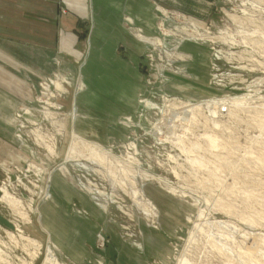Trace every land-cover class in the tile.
<instances>
[{
    "label": "rangeland",
    "instance_id": "374dc122",
    "mask_svg": "<svg viewBox=\"0 0 264 264\" xmlns=\"http://www.w3.org/2000/svg\"><path fill=\"white\" fill-rule=\"evenodd\" d=\"M134 1L0 48V264H264V0Z\"/></svg>",
    "mask_w": 264,
    "mask_h": 264
},
{
    "label": "crops",
    "instance_id": "0c3cea01",
    "mask_svg": "<svg viewBox=\"0 0 264 264\" xmlns=\"http://www.w3.org/2000/svg\"><path fill=\"white\" fill-rule=\"evenodd\" d=\"M57 0H0V48L4 49L7 42L15 43L16 45H20L22 47L30 48L31 45L36 46L37 48L34 50L38 52V50L45 51V41L42 37L44 35L43 32H41V39L40 34L38 32L37 35H34V40L30 41V30H37V31H44L46 30V14L49 13L51 17L55 12H58L57 21L58 25H56V28L59 30H70V32H67L66 35L62 38L61 41V47L66 48L65 46V38L69 36V40H66L68 42L67 45L70 44L71 47L77 42L76 41V35L78 31V23L79 20L82 18H86L85 13L88 12V6H90L91 0H58V4L60 5V8L55 10V7L57 6V3H55ZM96 2L105 3L108 6L112 5L115 7V1L116 0H94ZM133 1V0H131ZM193 5H204L206 1L210 0H188ZM134 2H140L139 3V10L142 12H146V9L141 7L140 4L143 3L140 0H135ZM182 4H185L183 0H179L178 5L182 6ZM63 8H62V7ZM47 7H49V10L47 11ZM108 11L107 9L102 10L103 17L105 16V12ZM60 14L62 15H59ZM109 19V18H108ZM108 21V20H106ZM53 23V21H51ZM103 21H100L99 24H103ZM94 33L98 34L97 37L90 38V48L92 52V44L98 42L97 39L103 37L102 30L100 28H95ZM93 34V33H92ZM73 42L71 43L70 40ZM118 43V40L116 38H113L112 36H107L106 39L102 40V43H100L101 46L97 43V46L100 48L101 53L104 52L107 55H110L112 59L119 60L118 56L116 55V45ZM72 44V45H71ZM95 48V47H94ZM72 49V48H70ZM69 49V50H70ZM135 72V71H134ZM105 84L101 87V90L97 87H95V91L92 90L91 92H95L94 95H97L99 91H107L111 92L110 85ZM134 92V91H132ZM95 99V98H94ZM127 100L129 97L126 98ZM129 102L136 103L134 98L129 100ZM89 124V122H88ZM87 123L85 125H88ZM85 128V126L83 127ZM59 188H64V186L59 183ZM58 188V187H57ZM168 208H172L168 204ZM158 246V245H156Z\"/></svg>",
    "mask_w": 264,
    "mask_h": 264
},
{
    "label": "bare ground",
    "instance_id": "6f19581e",
    "mask_svg": "<svg viewBox=\"0 0 264 264\" xmlns=\"http://www.w3.org/2000/svg\"><path fill=\"white\" fill-rule=\"evenodd\" d=\"M212 140V142L214 141V138H212L211 139ZM71 151L73 150V147L70 149ZM70 154H71V152H70ZM74 156V155H73ZM193 162H196V163H198V164H200L198 161H193ZM7 192L8 191H6V190H4V198L6 199V201H9V195H7ZM11 202H14L13 200H10ZM174 207V206H173ZM201 212V211H200ZM200 215H201V213H200ZM51 256V255H50ZM47 259H49V258H47ZM51 259V258H50ZM184 259H180V261H181V263L183 264L184 263V261H183ZM59 263V262H58ZM58 263H56V260L54 259H52V260H49V261H47V263H45V264H58Z\"/></svg>",
    "mask_w": 264,
    "mask_h": 264
}]
</instances>
